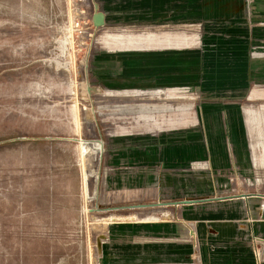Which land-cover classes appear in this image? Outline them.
<instances>
[{"label": "rangeland", "instance_id": "rangeland-1", "mask_svg": "<svg viewBox=\"0 0 264 264\" xmlns=\"http://www.w3.org/2000/svg\"><path fill=\"white\" fill-rule=\"evenodd\" d=\"M0 264H264V0H0Z\"/></svg>", "mask_w": 264, "mask_h": 264}, {"label": "water", "instance_id": "water-1", "mask_svg": "<svg viewBox=\"0 0 264 264\" xmlns=\"http://www.w3.org/2000/svg\"><path fill=\"white\" fill-rule=\"evenodd\" d=\"M92 22H93V25L95 27H101L104 24V15L100 12L94 14ZM211 200H217V199L183 200V201L171 202V203H154V204H149V205H133V206H129V208L140 209V208H146V207H163V206H167V205H192V204H197V203L209 202Z\"/></svg>", "mask_w": 264, "mask_h": 264}, {"label": "bare ground", "instance_id": "bare-ground-1", "mask_svg": "<svg viewBox=\"0 0 264 264\" xmlns=\"http://www.w3.org/2000/svg\"><path fill=\"white\" fill-rule=\"evenodd\" d=\"M95 14H96V12H95ZM83 167V166H82ZM248 196V195H247Z\"/></svg>", "mask_w": 264, "mask_h": 264}]
</instances>
